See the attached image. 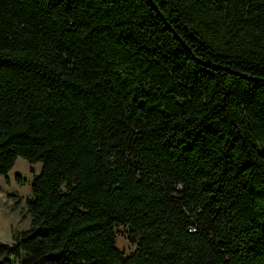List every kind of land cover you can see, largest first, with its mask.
I'll use <instances>...</instances> for the list:
<instances>
[{
    "label": "trees",
    "instance_id": "obj_1",
    "mask_svg": "<svg viewBox=\"0 0 264 264\" xmlns=\"http://www.w3.org/2000/svg\"><path fill=\"white\" fill-rule=\"evenodd\" d=\"M18 158L0 264H264V0H0Z\"/></svg>",
    "mask_w": 264,
    "mask_h": 264
},
{
    "label": "rangeland",
    "instance_id": "obj_2",
    "mask_svg": "<svg viewBox=\"0 0 264 264\" xmlns=\"http://www.w3.org/2000/svg\"><path fill=\"white\" fill-rule=\"evenodd\" d=\"M32 169L39 173L41 164L31 165L27 160L18 158L15 166L7 176H0V243H12L14 231L26 230L30 227L31 216L28 212L27 200L32 197ZM21 176L20 184L16 177ZM118 247L130 253L134 246L127 233L119 227Z\"/></svg>",
    "mask_w": 264,
    "mask_h": 264
},
{
    "label": "water",
    "instance_id": "obj_3",
    "mask_svg": "<svg viewBox=\"0 0 264 264\" xmlns=\"http://www.w3.org/2000/svg\"><path fill=\"white\" fill-rule=\"evenodd\" d=\"M157 9V8H156Z\"/></svg>",
    "mask_w": 264,
    "mask_h": 264
}]
</instances>
